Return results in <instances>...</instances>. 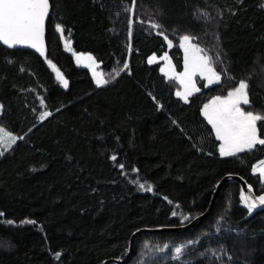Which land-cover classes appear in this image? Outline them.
<instances>
[{"label": "trees", "instance_id": "trees-1", "mask_svg": "<svg viewBox=\"0 0 264 264\" xmlns=\"http://www.w3.org/2000/svg\"><path fill=\"white\" fill-rule=\"evenodd\" d=\"M51 3L47 57L0 43V126L17 137L0 155V264H116L137 232L206 213L227 176L264 193L253 173L264 146L223 157L202 115L240 81L250 100L243 109L264 115V0ZM184 36L221 76L211 85L194 77L200 91L188 102L161 71L169 60L184 71ZM79 54L93 56L110 82L98 87ZM257 125L264 138V121ZM242 194L230 182L195 229L138 235L122 264H264V211L248 210Z\"/></svg>", "mask_w": 264, "mask_h": 264}, {"label": "snow or ice", "instance_id": "snow-or-ice-1", "mask_svg": "<svg viewBox=\"0 0 264 264\" xmlns=\"http://www.w3.org/2000/svg\"><path fill=\"white\" fill-rule=\"evenodd\" d=\"M50 0H0V42L10 48L16 46H27L40 52L45 53L44 31L45 20L49 15ZM153 28H159L158 24H153ZM57 30L63 35L64 29L57 25ZM167 40V37H164ZM180 47L184 48L186 56L184 63V71L176 73L174 66L170 60L166 68L161 71L168 77L169 80H179L184 91H178L176 95L185 102L195 92H199L194 77L199 75L206 79L208 84L217 83L220 80V75L215 72L211 66V58L201 56L203 51L198 46L191 43L189 36L182 37ZM169 47L172 46V41L168 40ZM65 47L71 51V42L65 40ZM162 59L168 60L165 56ZM78 64L83 63L85 67H89L93 71L97 86H103L110 81L105 79L102 72L96 71V61L91 55L79 54L76 56ZM157 62L156 57L149 59V63ZM50 66L57 74L65 88L68 87V81L63 74L49 61ZM128 65H124L127 69ZM116 75H119L117 72ZM248 84L245 81H240L239 86L228 92L227 96H217L208 104L203 106V115L207 122L212 125L215 130L216 138L221 141L219 146V154L223 157H234L237 154L251 151L257 145L264 146V138L258 135L257 123L264 121V115L254 114L252 111H245L241 105L250 104L248 97ZM0 105V109H2ZM51 115L44 113L41 119ZM22 139V137L20 138ZM17 137L10 133H6L0 128V145L10 148L15 144ZM3 155V152H0ZM115 160V156L112 157ZM123 167V165H121ZM254 172L264 178V162H261ZM143 188V185H141ZM151 190V189H148ZM241 200L245 206L251 211L258 205L264 206V195L253 198L249 195L242 194ZM3 214L0 213V216ZM29 223H34L28 221ZM8 223H12L9 221ZM177 254L182 252L181 248L176 249Z\"/></svg>", "mask_w": 264, "mask_h": 264}, {"label": "water", "instance_id": "water-1", "mask_svg": "<svg viewBox=\"0 0 264 264\" xmlns=\"http://www.w3.org/2000/svg\"><path fill=\"white\" fill-rule=\"evenodd\" d=\"M51 11H52V3H51V0H50L49 15H48V17L45 20V31H44L45 53H44V55H41L40 52H38L35 49H32L30 47H27V46H16L14 48H10L7 45H4L2 42H0V43L5 48L10 49V50H14V49L30 50V51H33V52L37 53L38 55H40L42 57H47L48 56V52H49L48 51V43H47V31H48V21H49L50 15H51ZM230 182H237V183H239L241 185L242 192L245 195H249V196H251L253 198H256V197H259L261 195H264V193L258 194L256 192L255 188L244 177H242L240 175H230V176H227L219 184V186L217 188V191H216V193H215V195L213 197V203L211 204L210 209L206 213H204L203 215L195 218L194 220H192L188 224H186L184 226H181V227H178V228L143 229V230L137 232L136 234H134V236L132 238L131 245H130V252L127 255V257L124 260L117 259V260H110L109 262L116 263V264H122L126 260H128L129 257H130V255L132 254V252L134 250L135 243H136V238L140 234H143V233H157V232H183V231H188L190 229H195L202 221H204L210 215V213L212 212V210H213V208L215 206V203L217 202V200L219 199V197H220V195L222 193L223 186L226 185V184H228V183H230ZM251 211H264V206L258 205L255 209H253Z\"/></svg>", "mask_w": 264, "mask_h": 264}, {"label": "rangeland", "instance_id": "rangeland-1", "mask_svg": "<svg viewBox=\"0 0 264 264\" xmlns=\"http://www.w3.org/2000/svg\"><path fill=\"white\" fill-rule=\"evenodd\" d=\"M203 50V49H202ZM200 55L201 56H207L205 53H204V51H202L201 53H200ZM96 61V60H95ZM91 71H92V69H91ZM96 71L97 72H101L100 71V69H99V64L98 63H96ZM92 74H93V71H92ZM95 78V77H94ZM247 92H248V89H247ZM243 104L241 105V107L243 108ZM0 112H1V109H0ZM0 128H2L1 126H0ZM257 128H258V126H257ZM3 129V128H2ZM5 130V129H4ZM5 132L6 133H9L8 131H6L5 130ZM11 134V133H10ZM13 135V134H12ZM13 136H15V135H13ZM16 137V136H15ZM14 145V144H13ZM13 145H11V147L13 146ZM10 147V148H11ZM10 148H7L6 146H4V145H0V151H2V152H4V151H7L8 149H10ZM261 162H264V159L263 160H261V161H259L258 163H256V165H255V169L257 168V166H259L260 164H261ZM253 173L254 174H258V173H256V172H254V170H253ZM262 180H263V182H264V178H262Z\"/></svg>", "mask_w": 264, "mask_h": 264}, {"label": "crops", "instance_id": "crops-1", "mask_svg": "<svg viewBox=\"0 0 264 264\" xmlns=\"http://www.w3.org/2000/svg\"><path fill=\"white\" fill-rule=\"evenodd\" d=\"M190 38H191V43L194 45V43H193V38H192V37H190ZM181 41H182V40H181ZM182 42H183V41H182ZM182 42H181V43H182ZM200 49H201V48H200ZM207 57H208V56H207ZM211 66H212V65H211ZM212 68H213V67H212ZM213 69H214V68H213ZM214 70H215V69H214ZM215 72H216V71H215ZM216 73H217V72H216ZM219 75H220V74H219ZM220 81H221V76H220V80H219V82H220ZM219 82H217V83H219ZM207 84H208V81H207ZM213 84H216V83H213ZM208 85H211V84H208ZM220 97H221V96H220ZM248 97H249V95H248ZM214 98H215V97H214ZM214 98H213V99H214ZM213 99H211V100H213ZM211 100H210V101H211ZM210 101H209V102H210ZM209 102H208V103H209ZM208 103H207V104H208ZM202 115H203V108H202ZM203 117H204V115H203ZM204 118H205V117H204ZM205 119H206V118H205ZM206 120H207V119H206ZM210 125H211V124H210ZM211 126H212V125H211ZM257 126H258V125H257ZM212 128H213V127H212ZM214 131H215V130H214ZM258 135H259V134H258ZM220 142H221V141H220ZM255 165H256V164H255ZM255 165H254L253 170L255 169Z\"/></svg>", "mask_w": 264, "mask_h": 264}]
</instances>
